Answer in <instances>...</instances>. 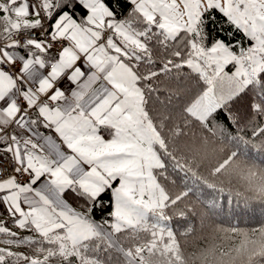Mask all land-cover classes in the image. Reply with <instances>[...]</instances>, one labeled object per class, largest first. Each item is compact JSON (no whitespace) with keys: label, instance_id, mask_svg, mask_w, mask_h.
Listing matches in <instances>:
<instances>
[{"label":"snow or ice","instance_id":"6c2138e0","mask_svg":"<svg viewBox=\"0 0 264 264\" xmlns=\"http://www.w3.org/2000/svg\"><path fill=\"white\" fill-rule=\"evenodd\" d=\"M182 4L0 0V264H264V225L187 257L206 215L168 190L264 201V167L223 146L264 148V0Z\"/></svg>","mask_w":264,"mask_h":264},{"label":"trees","instance_id":"16d2710c","mask_svg":"<svg viewBox=\"0 0 264 264\" xmlns=\"http://www.w3.org/2000/svg\"><path fill=\"white\" fill-rule=\"evenodd\" d=\"M227 27L228 25L223 23L220 19H214L209 26V31L211 36L215 38L218 34L225 35L226 33L221 30ZM200 83H202V81ZM193 90L199 91V86L195 80L191 82L189 91L192 92ZM244 139L247 140L249 137L245 136ZM223 146L225 148H234L257 166L264 167V148L259 147V141H253L251 144H240L238 146L226 142ZM199 175L206 178V170H201ZM218 186L220 185L218 184ZM168 190L173 195L184 190L189 191L190 199L196 203L198 211H203L206 215L202 227L197 218L196 224L198 231L196 233L182 237L183 250L187 257L199 255V251L210 243L227 248L232 243L238 242L237 240L226 239L223 233L216 232L215 229L218 226H223L225 228L236 226L241 229H253L264 225V201L258 199L245 200L242 197L235 196L230 197L224 193L207 189L199 180L192 177H186L183 181L169 184ZM69 201L74 207L76 206L71 200ZM213 204H215L214 207ZM95 218L99 220V214H96ZM6 219H8V217L0 216V221ZM183 223L184 221H173V227L177 230L178 236L182 231L181 225ZM7 226L11 231L17 232L19 236H32L34 241L37 238L38 234L31 230L20 229L18 225L11 223ZM5 238L4 234H0V240ZM127 243L128 242L125 241V244ZM0 247L8 246L0 243ZM11 248L14 251H20L25 254H31L32 251L30 245H23L19 248L13 245ZM196 264H200V262L197 261Z\"/></svg>","mask_w":264,"mask_h":264},{"label":"crops","instance_id":"0c3cea01","mask_svg":"<svg viewBox=\"0 0 264 264\" xmlns=\"http://www.w3.org/2000/svg\"><path fill=\"white\" fill-rule=\"evenodd\" d=\"M37 18H38V17L31 16V15H30L29 17H27V19L32 20V21H34V20L37 19ZM41 71H42L43 74H46L47 71H50V69H48V70H47V69H43V70H41ZM29 86L35 87V86H37V85H36L35 82H33V84H31V85H29ZM58 86H62V87H65V88L71 87V85H69V84L67 83V81H61V82H60V85H58ZM69 203H71V202L69 201ZM73 207H74V206H73ZM0 216L8 217V214H7L6 212H4L2 208H0Z\"/></svg>","mask_w":264,"mask_h":264},{"label":"built area","instance_id":"2783aa9c","mask_svg":"<svg viewBox=\"0 0 264 264\" xmlns=\"http://www.w3.org/2000/svg\"><path fill=\"white\" fill-rule=\"evenodd\" d=\"M44 33H41V32H33V35H43ZM48 70V69H47ZM0 163H2V164H7L8 163V161L7 160H0ZM8 171H11V168L9 167L8 169H7ZM5 171V168L4 167H0V173H3Z\"/></svg>","mask_w":264,"mask_h":264},{"label":"rangeland","instance_id":"374dc122","mask_svg":"<svg viewBox=\"0 0 264 264\" xmlns=\"http://www.w3.org/2000/svg\"><path fill=\"white\" fill-rule=\"evenodd\" d=\"M177 2L181 4V7H183L182 0H177ZM230 71H234V69H231Z\"/></svg>","mask_w":264,"mask_h":264},{"label":"bare ground","instance_id":"6f19581e","mask_svg":"<svg viewBox=\"0 0 264 264\" xmlns=\"http://www.w3.org/2000/svg\"><path fill=\"white\" fill-rule=\"evenodd\" d=\"M237 213V212H236ZM233 214V213H232ZM234 215V214H233Z\"/></svg>","mask_w":264,"mask_h":264}]
</instances>
